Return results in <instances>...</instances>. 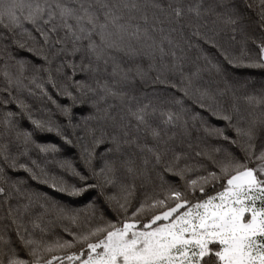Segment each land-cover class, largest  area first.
<instances>
[{"label":"snow or ice","instance_id":"6c2138e0","mask_svg":"<svg viewBox=\"0 0 264 264\" xmlns=\"http://www.w3.org/2000/svg\"><path fill=\"white\" fill-rule=\"evenodd\" d=\"M164 14L165 20L170 24H180L186 14H191L199 19L205 13L215 14L226 29L231 32L229 43H240V54L236 55L229 48H223L215 41L208 39L212 47L217 48L223 63L235 69L264 70V34H261L252 43L255 51L247 48L249 36V24L246 23L245 13L235 3V0H214L208 8H202V3L197 2L187 8L182 0H170L167 8L159 0H0V25L12 32L13 40L20 49H27L33 60L16 59L13 65L5 63L0 75L3 76L4 86L0 87V94L7 92L9 99L0 95V106L17 102L19 112L7 111L0 113V264H264V118L248 119L241 111L240 101L248 106L260 108L261 117H264V87L258 91L237 95L236 87L239 81L229 83L224 79V86L216 82V88L197 87L196 81L201 78L202 71H214L218 75H224V69L220 60L210 59L208 67L197 68L195 72L186 74L179 58H175L171 67L162 65L158 71H168L179 74L180 84H171V87L182 92L185 97L193 99V103L208 113L210 117L226 122L227 127L235 132V139L225 133L223 127L208 125L205 118L199 113L193 119H199L205 124V133L208 136H216L228 141L242 153L237 156L228 149H213L212 153L197 152V157H205L209 164L181 165L182 160L188 157L183 153H176L168 147V141L173 137L164 139L165 127H177L181 122V113L184 111L183 101L171 98V103L181 106L179 112L164 107L145 104L137 106L135 110L129 107L127 117L129 126L135 127L137 132L143 130L147 137L155 143L149 146L147 142L137 147L145 155L142 157L143 167H137L135 160L124 159L120 156L108 158V153H120V137H111L114 147L107 148L99 165L94 164L98 153L96 149L104 144V134L96 136L93 128H84L83 135L75 130L79 125L73 124V108L78 97L102 92L101 99L107 97L119 98L123 101L125 93L114 90L107 81H96V87L85 81H74L72 77L67 79L70 83H59L56 76H63L64 69L70 67L75 75L77 68L80 71L99 72L100 65L107 70L112 64V76L120 75V82L127 83L136 77L143 79L146 73L136 66L135 72L131 68L124 70L117 63V56L134 58L139 55L131 41L140 42L151 40L147 27L141 29L139 24H133L137 19L135 14H140V19L148 24L145 8L148 5ZM246 9L256 8L259 24L264 29V0H245ZM220 8L222 11L217 12ZM154 19L164 23L154 14ZM7 20L8 23L3 22ZM30 24L29 29L25 24ZM17 29L20 36H27L34 42L37 41V33L42 40V46L37 49L21 43L17 37ZM152 27V31H155ZM162 32L163 29L161 28ZM172 31H175L173 28ZM198 35V33H197ZM238 37L240 38L238 40ZM0 39H4L0 32ZM171 43V41H169ZM70 45V47H69ZM154 45H147L152 48ZM161 60L164 48L159 47ZM81 56V64L62 61L55 68L53 75L52 65L57 58L68 55ZM151 55V54H149ZM175 57V53H173ZM12 59V57H9ZM87 60V65L84 60ZM36 61L42 62L37 66ZM29 65L33 70L30 83L40 89L41 95L55 105L57 111L67 118V125L62 126L49 119H37L29 106L23 100L13 95L14 91H21L26 86L24 80ZM47 65L48 67H43ZM154 67V65H150ZM15 68L13 72L11 69ZM119 70V71H118ZM47 73V83L54 89L58 96L68 98L69 105L60 104L57 99L38 82L40 77L36 73ZM154 82L168 83L155 77ZM245 82L241 87H246ZM194 89L195 97L190 96V90ZM30 94H33L29 90ZM83 105L85 102L80 101ZM151 108V111L149 109ZM107 113V109L105 110ZM27 119L31 129L20 126L16 117ZM249 116L252 113L248 114ZM87 119H92L88 117ZM124 119V117H122ZM135 125H132V121ZM158 121V123H154ZM242 122L246 127H242ZM187 121H184L186 127ZM66 128L73 129L76 140L70 137ZM33 130L47 133H55L65 145L79 147V159L83 168H77L69 160H45L43 166L37 159L29 155V145L47 157L48 154L59 153L60 147L55 143H38L33 139ZM163 133V134H162ZM128 136V132H124ZM4 137H13L7 143ZM86 137H91V144L86 142ZM259 140V151L256 141ZM84 141V143H82ZM124 144L136 143L135 140L124 139ZM163 145V147H161ZM15 146L16 154L12 148ZM22 147L23 150H20ZM172 151L170 159L165 156ZM213 153H223L217 158ZM21 158H26L20 162ZM55 164L62 172L72 177V181L63 176L50 175L47 164ZM149 165L155 170L162 165V172H157L158 184H152L151 191L144 194L139 206L129 214L132 207L131 197L135 191L134 181L143 177L151 182ZM8 171L23 170L32 180L52 189L61 197L72 200L95 193L82 208H72L62 202L49 197L41 192H22L20 185L22 180H12ZM125 173L124 179L118 173ZM164 173L179 178L182 184L178 187L172 180L165 179ZM196 174L192 178V174ZM131 180L132 183H126ZM4 184H8L11 190H6ZM210 187L213 194H208L206 188ZM116 188L122 194L108 195L110 189ZM183 188V190H181ZM22 196L26 203L12 205L9 201L13 197ZM201 195L197 197L195 194ZM103 196L113 211L122 216L117 223L103 221L93 223L94 215L89 216V210L94 208L99 197ZM51 201L58 219L69 220L77 224L84 214L83 224L87 231L73 232L70 228L64 231L72 236L71 240L57 238L49 243L42 235L40 239L33 233L39 229L42 234L47 229L41 227L39 221L43 220L49 210L41 205L44 211L35 219L25 221L26 216H32L34 204L41 199ZM7 210L4 212V205ZM4 220L9 223H2ZM51 223V221H49ZM31 224L32 231L28 225ZM9 230L14 231L16 241L9 236ZM16 244L17 246H13ZM77 245L79 251L71 254L65 252L63 256L51 255L45 258V253L60 252L72 249Z\"/></svg>","mask_w":264,"mask_h":264},{"label":"trees","instance_id":"16d2710c","mask_svg":"<svg viewBox=\"0 0 264 264\" xmlns=\"http://www.w3.org/2000/svg\"><path fill=\"white\" fill-rule=\"evenodd\" d=\"M143 4L145 0H140ZM160 3L167 8L170 0H159ZM175 4V0H172ZM201 2L202 8H208L210 5L214 3V0H182L183 6L187 8L190 5H195V3ZM251 2V0H248ZM237 6L245 13L246 23L249 24V36L250 39L247 42V48L255 51V44L252 43L253 40H256L261 34H264V29L260 27L258 16L256 15V8L246 9L244 4L245 0H235ZM217 12L222 11V9L217 8ZM145 14L148 17V24L146 25L142 19H140V14H135L137 19L132 21L133 24H139L141 29L147 27L149 29V34L152 39L147 41L137 42L135 40L131 41L132 45L137 49L139 55L134 58L124 57L122 54L117 56V63L120 64L121 68L127 70L131 68L133 70V74L135 72L136 66L139 65L140 68L146 73L143 79L136 77L135 79L130 80L127 83L120 82V75L112 76V64L109 63L107 66V70H104V65H100L99 72H88V71H80L79 67L77 68L75 75H72L73 70L70 67H66L64 69V75H57V81L59 83H70L67 78L72 77L74 81H85L86 83L91 84L94 88L96 87V81L99 80L100 83L108 82L110 86L114 87V90L125 93L123 101L119 98L107 97L106 99H101L100 97L103 95L102 92H97L96 94L89 93L85 96L78 97V101L76 106L73 108V119L72 123L79 125V127L75 130L77 133L83 135L84 128H93L96 130V136H100L101 133L104 134V144L100 145L96 152L98 153L97 159L94 161V164L99 165L101 163V158L104 157V154L107 151V148L114 147L111 141V137L116 135L120 137L121 143V152L120 153H108V158H113L114 156H120L124 159H132L135 160L136 166L142 168V157L145 153H142L140 149L137 147V144L143 145L145 142L148 143L149 146H152L155 142L147 137L146 133L141 130L137 132L135 127L129 126L124 128L123 126L128 124L129 118L127 117V110L129 107H132L133 110L139 105L143 106L145 104H149L155 106L157 108L164 107L166 109H171L173 111L179 112L181 109L180 105L171 103V98L175 97L176 99H180L183 101L184 111L181 113V122L177 127H165L161 126L164 129V139L167 140L169 136L173 137L168 141V147L174 150L176 153H183L188 159L182 160L181 165L184 163L188 164H209L208 160L201 156L197 157V152H207L212 153L213 149H228L229 151L235 153L238 157L243 154L239 152L235 146L229 144L228 141L223 140L222 138L216 136H208L205 133V124L201 123L199 119L194 120L193 116L199 113V115L203 116L207 121L208 125H214L223 127L225 129L226 135L235 139V132L227 127V124L223 120H218L215 117H210L206 111L200 109L197 105L193 103V99L189 97H185L182 92L178 91L171 87V84L175 83L179 86L180 84V76L179 74H172L168 71H158V69L162 68V65H168L171 67L175 58H179L180 63L183 65L184 72L186 74H190L191 72H195L197 68L205 69L208 67V61L204 59L205 56L215 60H220L222 62V67L224 69V75H218L214 71H202L201 78L196 81L197 87H211L213 89L216 88V82H220V86H224V79H229V83L233 81H239L240 84H237L236 87L239 89L237 95L243 96L246 93L258 91L261 87H264V70H252V69H233L229 67L226 63H223L222 58L219 56V52L217 48L212 47L210 43H206L205 41L211 39L216 42V44L223 48H229L234 54L239 55L241 44L240 43H229V37L231 32L225 28L223 23L220 20H217L215 14L205 13L199 19L191 14H186L182 19L180 24H170L167 20H165L164 14L160 13L157 9H154L149 4L145 8ZM154 14L156 17H159L160 20H164V23H159L154 19ZM7 24L8 21L5 20L3 22ZM26 27L31 29L30 24H25ZM155 27V31H152V27ZM163 29L161 32L160 29ZM175 31H172V29ZM17 37L21 43L27 44L29 47L39 49L42 46V40L37 33L34 35L37 36V41L39 43L32 41L26 35L20 36V30L17 29ZM0 32H2L4 39H0V70L3 69L5 63L9 65H13L16 59H25L28 61H32L34 58L32 54L27 51V49H20L17 44L13 40L12 32L3 28L0 25ZM198 33V35H197ZM240 38L238 37V40ZM171 41V43H169ZM147 45H154L152 48L147 47ZM162 46L164 48L163 59L161 60V53L159 52V47ZM70 47V45H69ZM173 53H175V57H173ZM151 54V55H149ZM12 57V59H9ZM62 61H67L69 63H75L77 66L81 64V56L77 54L76 56L68 55L67 57L57 58L53 65V75H56L55 68ZM88 61L85 59L84 64L87 65ZM37 66H41L42 62L36 61ZM150 65H154V67H150ZM43 67H48L47 65H42ZM13 72L16 71L15 68L11 69ZM119 71V70H118ZM28 79L24 80V85L26 86L21 91H14L13 95L18 97V100H23L25 104L29 106L33 113V117L37 119H51L52 121L66 126L68 121L67 118L61 115L55 105H53L47 98L41 95L40 89H37L35 85L30 83V78L33 75V70L29 65L28 71L25 74ZM40 80L38 82L43 83V86L53 95L54 99H57L60 104L69 105L71 101L64 97L58 96L56 91L51 88L50 85L45 83L47 81V73L40 72L36 73ZM157 75L161 76V79H166L168 83L161 84L158 82H154L155 77ZM245 82H247L246 87H241ZM4 86L3 76L0 75V87ZM29 90L33 94L29 93ZM4 99H9L7 92L2 94ZM190 96L195 97L194 89L190 90ZM80 101H84L85 103L82 105ZM241 111L248 119L252 118H264L261 117L260 108H254L252 106H248L243 100L240 101ZM107 109V113L105 110ZM19 112L17 102L9 103L6 105L0 106V113H5L7 111ZM151 111V108L149 109ZM252 113L251 116L248 114ZM88 117H92V119H87ZM124 117V119H122ZM20 126L25 129H31V125L28 123L27 119L21 120L19 115L16 117ZM184 121H187L186 127L184 126ZM154 123H158V121H154ZM132 125H135V121H132ZM242 127H246L247 125L242 122ZM67 133L73 139L76 140V136L73 135L72 128H66ZM128 132V136H124V132ZM163 134V133H162ZM13 137H4L3 140L5 143L8 142L9 139ZM33 139L38 143H55L61 149L59 153L48 154L45 157L44 154L40 153L38 149L35 148L34 145L30 144L28 147L30 149L29 155L32 159H37L41 162L42 166L47 159L51 161L53 158L56 160H69L71 161L77 168L82 169L83 165L79 159V153L81 149L79 147H72L65 145L63 141L55 135V133H47L40 132L37 130H33ZM124 139L135 140L136 143L124 144ZM86 142L91 144V137H86ZM84 143V141H82ZM257 151H259L260 141H256ZM163 147V145H161ZM20 150H23L22 147ZM13 155L16 154V148L13 146L12 148ZM220 158L223 153H213ZM172 156V151H169L165 156V160L170 159ZM26 158H21L20 162H24ZM149 176L151 177V182L143 177H138L135 179V191L133 196L131 197L132 207L129 209V214L136 207L139 206L140 201L144 198V194L146 192L151 191L152 184H158L159 181L157 179L156 173L162 172V165L157 167L155 170H151V165H149ZM47 170L50 175L63 176L64 179L72 181V177L69 176L66 172H62L55 164L48 163ZM8 175L12 180H22L24 183L20 185L22 192H41L46 193L49 197L54 198L62 202L63 204L72 207V208H82L86 205L90 197H94L95 193H90L84 197L76 198L72 200L68 197H61L59 194L52 191V189L40 184L36 180H32L29 175L23 170L19 171H8ZM195 173L192 174V178H195ZM118 176L121 179H124L125 173L121 170L118 173ZM165 179L172 180L179 187L182 182L179 178L172 177L169 173H164ZM126 183H132L131 180H125ZM6 190H11L8 184H4ZM183 190V188H181ZM206 192L208 194H213L212 189L210 187L206 188ZM108 195H116L118 198L122 195L118 189L113 188L110 189L107 193ZM199 197L201 194L196 192L195 194ZM3 197H0L2 200ZM27 201L22 196H17L15 192H13V197L9 201L10 204L16 205L17 203H26ZM45 205L49 212L44 216L43 220L39 221L41 227L47 229L45 234H42L39 229L35 230L33 233L34 237L40 239L41 236H44V239L49 243L54 242L58 237L71 240L72 236L64 231V229L70 228L74 233L78 231H87V228L83 224L84 214H81L80 221L77 224H72L69 220L66 219H58L55 210L53 209V205L51 201L46 202L42 197L39 199L32 208V216H26L25 221L29 219H35L37 216L44 211L41 205ZM4 212L7 210V205H4ZM89 216L95 217L93 223H101V217H103V221H111L113 223H117L122 216H118L116 211H113L112 207L108 205L105 198L103 196L99 197L93 209L89 210ZM51 221V223H49ZM2 223L7 224L9 221L4 220ZM29 231H32L31 224L28 225ZM8 236L16 241V235L14 231L9 230ZM13 246H17L14 244ZM80 246L77 245L72 249H66L60 252L53 253H45V258H49L51 255H60L63 256L65 252L71 254L72 252L79 251Z\"/></svg>","mask_w":264,"mask_h":264}]
</instances>
